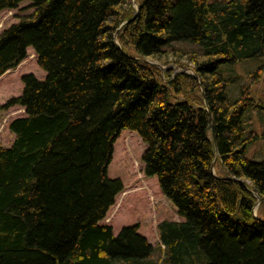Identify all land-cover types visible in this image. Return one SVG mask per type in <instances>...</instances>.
<instances>
[{
	"label": "trees",
	"instance_id": "obj_1",
	"mask_svg": "<svg viewBox=\"0 0 264 264\" xmlns=\"http://www.w3.org/2000/svg\"><path fill=\"white\" fill-rule=\"evenodd\" d=\"M26 1L34 13L0 34V77L31 48L46 76L5 105L25 115L0 147V264H157L138 226L101 224L123 191L108 175L123 130L184 219L158 225L165 264H264V159L246 157L264 134L244 120L264 100L244 86L232 101L219 72L264 70V0H0V13ZM177 42L202 54L166 79L149 60Z\"/></svg>",
	"mask_w": 264,
	"mask_h": 264
},
{
	"label": "rangeland",
	"instance_id": "obj_2",
	"mask_svg": "<svg viewBox=\"0 0 264 264\" xmlns=\"http://www.w3.org/2000/svg\"><path fill=\"white\" fill-rule=\"evenodd\" d=\"M132 4L135 9L139 7L136 0H132ZM33 13L31 3L27 1L21 3L17 9L1 12L0 34L11 25L18 23L21 18ZM173 50L182 52L177 54L173 53ZM166 51L168 54L162 62L149 60L166 73V79L171 78L167 77L168 73L172 78L180 74L194 75L195 65L192 64L191 58H198L202 54L198 45L177 42L171 44ZM261 64L260 60H251L221 67L219 72L227 80H232L227 89L232 101L239 98L241 88L244 86L250 87L252 97L256 101L264 100V70L258 69ZM26 75H34L38 79H44L46 76L39 67L37 56L32 48L28 50L27 58L17 68L0 77V147L12 145L15 136L10 131V124L25 115L22 107L5 108V105L22 94L23 77ZM244 120L249 133L255 132L259 136L264 134L263 110L250 109ZM145 151L146 145L136 132L130 130L121 132L114 145L108 175L109 178L123 183V191L117 195L114 205L101 224L111 226L115 235H118L124 227L138 226L139 233L145 236L155 248L152 261L165 264L167 255L164 246L161 245L158 225L165 220L183 221L184 219L178 215L177 208L162 193L158 179L146 175L145 163L142 159ZM246 157L254 161L264 159L263 138L248 147ZM259 209L258 205L254 210L256 215Z\"/></svg>",
	"mask_w": 264,
	"mask_h": 264
},
{
	"label": "water",
	"instance_id": "obj_3",
	"mask_svg": "<svg viewBox=\"0 0 264 264\" xmlns=\"http://www.w3.org/2000/svg\"><path fill=\"white\" fill-rule=\"evenodd\" d=\"M137 9H138V11H139V10H140V7H138ZM211 128H212V132H213L214 140L216 141L215 129H214V125H213V124H212ZM258 205H259V204H258ZM258 205H257V206H258Z\"/></svg>",
	"mask_w": 264,
	"mask_h": 264
},
{
	"label": "bare ground",
	"instance_id": "obj_4",
	"mask_svg": "<svg viewBox=\"0 0 264 264\" xmlns=\"http://www.w3.org/2000/svg\"><path fill=\"white\" fill-rule=\"evenodd\" d=\"M215 142V141H214Z\"/></svg>",
	"mask_w": 264,
	"mask_h": 264
}]
</instances>
